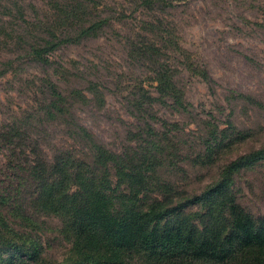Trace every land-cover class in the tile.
Wrapping results in <instances>:
<instances>
[{"label":"trees","instance_id":"16d2710c","mask_svg":"<svg viewBox=\"0 0 264 264\" xmlns=\"http://www.w3.org/2000/svg\"><path fill=\"white\" fill-rule=\"evenodd\" d=\"M130 1L136 7L153 3ZM99 3L71 0L67 33L17 35L14 59L47 64L64 43L102 30L111 18ZM156 69L157 97L140 82L124 98L140 126L129 134L133 145L120 151L74 120L69 138L80 149L45 154L44 145L51 143L39 127L65 121L67 110L70 120L73 105L92 102L77 89L67 101L50 81L42 107L0 126V264H264V215L247 211L234 185L235 175L264 161V142L239 154L240 145L259 140L231 123L190 137L174 134L175 124L157 128L152 103L171 98L180 105L182 95L171 70L163 64ZM227 153L236 156L225 161ZM187 168L213 174L206 181L196 176L204 186L189 189ZM43 216L59 221L68 245L60 260L44 256L38 236Z\"/></svg>","mask_w":264,"mask_h":264},{"label":"rangeland","instance_id":"374dc122","mask_svg":"<svg viewBox=\"0 0 264 264\" xmlns=\"http://www.w3.org/2000/svg\"><path fill=\"white\" fill-rule=\"evenodd\" d=\"M70 1L0 0V126L42 107L50 81L67 101L77 89L92 102L73 105L70 120L67 110L65 121L39 127L51 143L44 145L45 154L80 149L69 138L74 120L120 151L133 145L129 134L140 126L124 98L140 82L157 97L154 72L163 64L182 99L180 105L171 98L152 103L151 122L157 128L175 124L174 134L190 137L231 123L259 140L240 145L239 154L264 142V0H153L146 7L101 0L98 8L111 18L108 26L76 44L64 43L47 64L14 59L17 35L26 30L69 32ZM54 19L61 20L59 26ZM235 156L227 153L223 159ZM187 171L188 188L196 190L204 186L196 176L206 181L213 174ZM234 185L239 203L254 216L264 215V161L235 175ZM59 225L56 218H40L38 236L48 259L60 260L68 250Z\"/></svg>","mask_w":264,"mask_h":264}]
</instances>
